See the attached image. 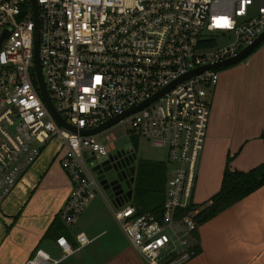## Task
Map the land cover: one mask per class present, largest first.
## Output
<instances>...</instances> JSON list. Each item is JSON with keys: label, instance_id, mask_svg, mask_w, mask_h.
Segmentation results:
<instances>
[{"label": "built area", "instance_id": "obj_1", "mask_svg": "<svg viewBox=\"0 0 264 264\" xmlns=\"http://www.w3.org/2000/svg\"><path fill=\"white\" fill-rule=\"evenodd\" d=\"M0 0V208L42 147L58 137L71 181L60 209L74 224L99 190L84 152L108 155V142L58 124L40 90L76 129L124 115L133 137L164 151L168 165L160 217L130 202L112 204L125 237L147 264H184L193 255L191 202L218 69L187 74L235 56L264 32V0ZM226 42L221 45L220 41ZM131 111L132 109H135ZM114 124V125H115ZM113 126V125H112ZM78 248L89 242L74 236ZM59 257L36 248L24 264H58L75 247L55 239ZM173 254L176 255L173 258Z\"/></svg>", "mask_w": 264, "mask_h": 264}, {"label": "crops", "instance_id": "obj_2", "mask_svg": "<svg viewBox=\"0 0 264 264\" xmlns=\"http://www.w3.org/2000/svg\"><path fill=\"white\" fill-rule=\"evenodd\" d=\"M217 73L191 197L195 205L207 204L218 192L226 165L247 171L264 161V44ZM60 142L54 137L46 143L1 205L0 264H24L38 247L59 257L53 234H44L71 190L59 162ZM103 199L112 212L106 194ZM94 215L89 216L88 207L68 226L75 251L58 264H147L118 222L98 229ZM85 219L88 224L81 222ZM80 232L89 242L78 248L74 236ZM197 237L199 251L184 264H264V185L198 225ZM101 238L108 239L103 247Z\"/></svg>", "mask_w": 264, "mask_h": 264}, {"label": "trees", "instance_id": "obj_3", "mask_svg": "<svg viewBox=\"0 0 264 264\" xmlns=\"http://www.w3.org/2000/svg\"><path fill=\"white\" fill-rule=\"evenodd\" d=\"M260 45H258L255 50ZM260 136L264 141V130L261 132ZM167 171L168 165L164 158L138 160L133 184V195L130 203L136 207L139 214L149 211L160 217L165 196ZM263 185L264 161L247 171L231 170L228 165H226L223 171L220 188L218 192L210 198L209 202L204 205L189 203L187 207L178 210L179 216L182 217L195 211L193 219L200 225ZM50 234H53L54 242L60 235H65L71 243L73 242L68 226L60 217V211L55 214L44 237L50 236ZM189 248L194 254L199 251L197 229L190 233ZM175 256L176 255L173 254V258Z\"/></svg>", "mask_w": 264, "mask_h": 264}, {"label": "rangeland", "instance_id": "obj_4", "mask_svg": "<svg viewBox=\"0 0 264 264\" xmlns=\"http://www.w3.org/2000/svg\"><path fill=\"white\" fill-rule=\"evenodd\" d=\"M225 42V40H221L220 44L223 45ZM263 44L264 41L261 42V45ZM128 128V123L122 122L96 134L97 140L108 142V155L106 160L101 163L95 165L90 162L86 164L87 171L95 179L99 190L94 199L86 205L82 214L87 212L88 207L89 216H95L94 214L96 213L97 222L95 228L98 229L107 225L117 226L115 223L117 221L113 217L109 204L103 202L107 185L109 184L115 190L117 203L131 202L138 160L164 158L162 149L150 146L148 141L142 137H133L129 134ZM45 147L46 145L41 152ZM81 222L88 224L89 219ZM106 241L108 239L105 238L99 240L102 243L101 247L105 246Z\"/></svg>", "mask_w": 264, "mask_h": 264}, {"label": "water", "instance_id": "obj_5", "mask_svg": "<svg viewBox=\"0 0 264 264\" xmlns=\"http://www.w3.org/2000/svg\"><path fill=\"white\" fill-rule=\"evenodd\" d=\"M31 2L33 4L34 10L36 11V9H37L36 0H31ZM8 33H9V29H6L3 32V34L0 36V44L6 39V37L8 36ZM262 41H264V32L261 35H259V37L256 38L251 45L243 48L235 56L227 58V59L220 61V62H217V63L208 64V65L196 68V69L190 71L187 74V76L196 74V73L201 72V71L206 70V69H221V68L233 65L235 63H238V62L242 61L243 59H245L246 57H248L255 50V48L261 44ZM35 72H36V77H37V81H38L40 90L42 92L43 98H44L49 110L51 111V113L53 114V116L55 117V119L59 125H61L62 127L66 128L72 132H78L81 135H96L99 132L103 131L104 129L114 125L119 119H121L125 114L128 113V112H126L124 115L111 118V119L105 121L104 123L92 128V129H76L73 126L68 125L64 121V119L59 115V113L55 110L53 103H52V101L48 95V92L45 89V86H44L43 80H42L39 61L37 58V39L35 42ZM134 110H136V108L132 109L131 111H134ZM102 142L104 143L105 141H102ZM84 156L86 157L87 163L92 162L95 165L97 163H101V162L105 161L107 158V156H102L101 158L95 159L94 155H92V152H84ZM105 194L107 195L108 199L110 200V202L113 205H117V202L115 199L116 194L112 193V188L110 187L109 184L107 185V187L105 189Z\"/></svg>", "mask_w": 264, "mask_h": 264}, {"label": "flooded vegetation", "instance_id": "obj_6", "mask_svg": "<svg viewBox=\"0 0 264 264\" xmlns=\"http://www.w3.org/2000/svg\"><path fill=\"white\" fill-rule=\"evenodd\" d=\"M110 187H111V186H110ZM111 188H112V193H113V194H116V193H115V190H113V187H111Z\"/></svg>", "mask_w": 264, "mask_h": 264}]
</instances>
